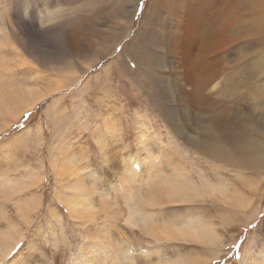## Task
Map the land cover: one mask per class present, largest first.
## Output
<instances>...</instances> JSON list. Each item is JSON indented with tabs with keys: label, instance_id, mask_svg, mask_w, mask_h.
I'll return each instance as SVG.
<instances>
[{
	"label": "rangeland",
	"instance_id": "1",
	"mask_svg": "<svg viewBox=\"0 0 264 264\" xmlns=\"http://www.w3.org/2000/svg\"><path fill=\"white\" fill-rule=\"evenodd\" d=\"M4 1L0 0V264H77L88 242L87 258L95 264L94 259L99 257L95 253L115 245V241L122 249L124 244L131 247L135 264L153 263L159 257L185 261L184 258L194 256L200 264H208V259L209 264H254L247 260V251L264 264V0L255 1L251 15L248 13L252 27L257 14L263 16L258 21L259 32L240 48L234 40L239 26L233 31V41L220 49V57L226 63L214 85L219 91L223 78L240 70L244 54L245 61L260 65L259 76L250 89L244 88L234 99H243L238 110L231 112L236 116L223 108L205 106V113L197 114V118L193 111L189 114L176 95L182 83L174 70L180 71L178 62L167 61V47L161 40L165 35L163 27L158 24L149 32L146 22L153 4L159 11V22H165V26L166 22L178 23L174 12L181 5L189 2L194 14L201 16L217 10L204 8L211 4L201 5L199 0H192L195 4L189 0H6V9L2 7ZM166 1L168 8L161 9ZM217 6H229L228 1L219 0ZM31 7L35 9L34 19L28 20L24 17ZM7 10L11 21L3 20ZM182 35L179 46L185 40ZM189 39L194 47L196 38ZM230 45L237 48L229 58L226 49ZM144 50L149 55L161 51L165 58L163 68L142 62ZM217 51L218 48L212 52L213 57ZM148 68L153 73L162 70V78L157 81L159 93L154 97L145 74ZM246 75L241 74L238 82L245 80ZM134 76L141 78L139 84L135 81L139 86L133 83ZM177 112H181L177 116L182 125L189 118L194 121V129L185 127L179 135L176 126L169 123L176 119ZM211 120L218 124L213 130L222 142L235 136L244 137L248 146L253 141V159L247 165L237 160L224 163L218 161L219 157L212 159L199 147L204 134L214 132ZM142 129L150 134L148 149L137 145ZM110 130L117 137L111 138ZM193 136L197 137L194 142ZM105 142L108 147L113 143V149L109 147L112 154L104 148ZM161 147L167 151L160 152ZM229 152L234 154L232 148ZM130 157L139 163L134 170L140 173L141 180L146 174L154 176L150 185L169 184L181 170L187 185L196 189L194 194L217 190L215 196L205 193L187 202L168 200L166 192L160 190L152 196L162 197L161 205H145L146 209H153V219L175 226L188 222L207 229L205 225H209L213 245L178 240L184 244L176 251L178 245H171L174 243L167 242L159 248L150 243L154 250L151 260L149 255L139 257L140 249L150 247L142 239V235H147L144 228L135 226L133 230L128 226L131 204L137 199L131 202L116 186L117 182L137 183L128 175L121 178L123 159L128 164ZM168 160L173 165L167 164ZM147 162L154 174L150 168L142 167ZM101 179L107 188H114L102 198L92 193ZM145 187L141 186V190L151 195V189ZM59 190L65 195L69 191L76 194L79 215H70L65 195ZM132 232H136L138 240L131 237ZM109 239L114 244L108 246ZM117 254L122 257V253ZM109 259L99 257L97 261L114 264L115 257L111 259L114 261Z\"/></svg>",
	"mask_w": 264,
	"mask_h": 264
},
{
	"label": "bare ground",
	"instance_id": "2",
	"mask_svg": "<svg viewBox=\"0 0 264 264\" xmlns=\"http://www.w3.org/2000/svg\"><path fill=\"white\" fill-rule=\"evenodd\" d=\"M189 1L191 3H194L192 0H189ZM226 1H228L229 6L223 7L224 6L223 5L222 6L223 8L219 9L217 6L219 3V0H199L201 5H204V4L210 5L211 4L208 7H204L208 11L210 10V7H212V9H215V8L217 9V10L213 11L212 15H208L207 13H203L201 16H197L198 14L197 15L194 14L193 9H192V7L189 6V2H188V3H186V5H181L182 7L178 12H174V10H173L174 13H177V17L179 19L178 23L177 24L174 23L172 25V23L168 21L169 23L166 22V26H165V22H164V24H161L159 22V11H157V8L154 7V4H153L151 6L150 18L147 19V22H146L149 32L153 31L152 28L155 29L156 27H158V24H159V26L161 25V27H163V29H164L163 34H165V35H164V38L162 37L163 39H161V40H162L163 44H165V46L167 47L166 48L167 49V61L170 60L171 61L170 63L178 62L177 68L180 71V73H179L176 70H174V74H175L176 78H178L182 83L177 88V92H176L177 94L176 95L184 103V106L190 111L189 114L192 115V111H193V113L196 115V118L198 117L197 114L199 115V113L204 112L202 110L205 109V106H208L209 108H212L213 110H216L218 108L219 109L223 108L225 110V112L230 113L232 116H236V113H231V112H236L238 110L239 106H241L240 104L243 102V99H239V101H237V102L235 101L236 103L234 102V99L239 97L240 93H242L243 90H245L244 88L250 89V86H252V84L254 83L256 76H259L260 71H261V67L259 64L248 63L247 61H245V60H247V55L244 54V55H242L244 65L242 67L238 65L241 68L237 73H235V74L233 73V75L227 74L223 78L224 79V81H223L224 85L219 89V91L216 90V87H215L216 85H214V83L224 71L225 67L222 64L226 63V62H224V57L223 56L220 57V55H221L220 49H223L224 46L226 45V43L228 44V43H231L233 41V31L235 29H237V27H239V26H240V28L238 29V31L234 35V40L237 41L240 48L245 46V42L249 40L248 38L253 37V35L257 34L259 32V30L261 29V24L258 25V21H259V19L262 20V17H263L262 15L257 14L258 17H257V19L253 20L254 21V23H253L254 27H252L253 25L250 21V18L248 17V13L251 15L252 4L255 3V1H257V0H226ZM238 1H240V4ZM154 2H155V0H154ZM3 3H4V5H2V7L4 6L6 9H8L9 8L8 2L5 0ZM235 3L237 4L236 6H235ZM160 8L161 9L162 8L167 9L168 8L167 1L163 2V4H161ZM212 9L210 11H212ZM235 9L237 10V13L234 12V11H236ZM34 14H35V9H34V7H31L29 10V13L24 18H27L28 20H33ZM236 14H237V16H236ZM4 18L5 19H3V20H8V21L13 20L11 18V16L9 15L8 10L5 12ZM165 21H167V20H165ZM0 31H3V30H0ZM180 33L183 34L182 36H185V40H182V42L179 46V40L181 38L179 36ZM193 36L197 40V43L194 47H193V43L189 39V37H193ZM251 40H252V38H251ZM160 48H163V47L160 46ZM216 48H218V51H217L216 55L213 57L212 52L215 51ZM236 48L237 47L236 46L234 47L233 45L227 46V49H226L227 53L225 52L226 56L228 55L230 58L231 55H233L234 53L236 54V52H235ZM238 52H240L239 49H238ZM143 55H144L143 61H142L141 56H140V59L142 62L149 63V65H151V66L158 64V67H160V69L163 68L162 67L163 66L162 61H165V58H164L163 53L161 51H160V54L158 53L155 55H149L144 50ZM250 65H252V66H250ZM242 70H244L245 72H243V73H246L247 75L244 78L245 80H243L242 82H238V79L240 78L241 74H243V73H241ZM145 74L147 75V81L152 82V83L150 82L149 88L154 89L153 93L152 94L150 93L151 97H154L156 94L159 93L157 81L162 78V70L153 73L152 68H148V69H146ZM132 78H133V83H135V84H137V83L139 84V82H142L141 78L137 79V78H135V76ZM135 81H137V83ZM248 94L250 95L249 92H248ZM147 97L151 98L149 95H147ZM12 99H15V98H12ZM256 106L259 107V105H256ZM242 107H240V108H242ZM251 113H252V116L255 115V112L253 111V107H252V102H251ZM177 114H181V112H177L176 113V119L170 121L169 123H171L173 127L176 126V130H177L179 135L182 134L181 132H184L185 127L194 129V126L192 125V124H194V121L190 122L191 119L188 118L189 122L185 121V123H183L184 125L188 123V125L184 126L181 123L182 122L180 120L181 117L179 116L180 117L179 118L177 116ZM184 118L186 119L185 116H184ZM232 123L233 122L228 121V124H232ZM210 126H211V130L214 132L212 134H210V133L204 134V137H205L204 140L198 144L199 147H201L205 151V154L207 153L208 155H210L212 157V159L219 157L218 161H223L224 163H229V162L237 160V162L239 164L243 163L244 165H247L248 162L253 159L252 147H250V145L253 143V141L248 146L247 144H249V143L244 140V137L236 138V136H235L232 138L229 137L225 142H222L221 136L219 135V133H217L215 130H213L214 128L216 129L219 127L218 124L214 120H211ZM207 130H209V129H207ZM257 130L259 132H262L261 129H257ZM187 131H189V130H187ZM110 132H112L111 138L117 137V135L114 133V130H110ZM205 133H206V131H205ZM139 136H140V138L137 141V145L142 146L145 149H148L149 146L151 145L150 141H149L150 143H148V139L150 138V134L145 129H142V131L139 133ZM196 139H197V137H194L193 142ZM159 141H160V139H159ZM226 142H229V143L226 144ZM104 146H105L104 148H106L108 150H109V147H111L113 149V143H111V145L109 143V147H108V142H105ZM161 148L162 149L160 150V152L165 149L163 147H161ZM230 148H232L234 150L233 155H231L229 152ZM112 149L109 150V152L111 154H112V152H111ZM101 154H102V152H101ZM104 154H105V152H104ZM164 156H166V155H164ZM181 158H183V156ZM145 160H146V158L142 159L140 161V165H143ZM171 160L174 161V159H171ZM162 161H163V159H162ZM166 161H167V158H166ZM124 162H126V161L123 159V167H122L123 171L121 173V178L122 177L124 178L125 175H128L130 180L137 182V183L125 182V185L122 182H117V184H116V186H119L123 189L125 197L128 200L131 199L130 201L132 202L133 200L137 199L133 205L130 203L132 206V210L129 213V215H130L129 216L130 217L129 222L131 225L128 224V226H132L133 230H134L135 226L137 228L138 227L144 228L146 234L150 235L152 237V239H154V243H157V245L159 244V247H160V244L164 243L165 240H182V241H188V242H197L198 244H200V245L202 244L203 246L206 242H209V244H212V245L214 244V242L211 241V240H214L213 239L214 235L212 234L209 225H207V224L205 225L207 227V229H204L201 225L200 226H197V225L193 226L192 224H190L188 222H184L183 224L175 226V225H173L167 221H161L158 219H153V215L151 214V211H153V209H150V207H148V209H146V206H145L149 202H150V204L156 203V204L161 205L160 202H161L162 197L156 196L153 198V196H152V195L157 194L160 190H164L166 192L164 195H167L168 200L170 199V200L179 201V202H181V201L187 202V201L191 200L193 196L196 198H201L203 195L205 196V193H209V192H202V190H200L197 194H194L196 192V189L187 185L186 179L184 180V173L181 170H178V174L175 173V175H174L175 178L173 180L171 178L172 181L169 184H168V182H165L162 185V187L150 185L153 182L154 176L146 174L147 177L142 178V180H141L139 178L140 173L137 170H134L135 165L139 167V163L136 159H134L133 157H130L128 164H125ZM170 162L168 160L167 164H169ZM170 165H173L172 162L170 163ZM181 166H183V164H181ZM142 167L144 168V170H145V167H148V169L150 168L151 170H149V171H151L152 173L154 171V169L150 167L148 162ZM174 167H176V165ZM156 169H157V167H156ZM158 169H159V166H158ZM178 169H179V167H178ZM174 170H176V168ZM164 173L165 172H163V174ZM173 173H174V171H173ZM91 174H92V176L96 177L95 172H92ZM158 176H159V174H158ZM168 178H169V176H167V179ZM102 179L97 184H95V186L92 190L93 195L97 193V195L99 194L98 196H101V198L108 196L114 190V188H109V187L107 188V186L104 185V183H102L105 180V178H104V180H102ZM208 181H209L208 183H212V180H208ZM143 185L147 186V188L145 187L147 190L151 189V192H150L151 195L148 194L149 195L148 196L147 193L144 192L145 190L144 191L141 190V186H143ZM155 187H158V188H155ZM138 190L142 191L141 194H140V191H138ZM59 193L64 194L60 190H59ZM216 193H217V190H215L214 192H210L209 194L215 196ZM112 195H110V196H112ZM164 197L165 196H163V198ZM75 198H76V194L72 191H69L65 195V202H66L68 209L70 208L69 212H70V215L72 217L80 214V207H79V204L75 203ZM162 201H163V199H162ZM121 202H123V200ZM126 205H127V202H126ZM119 206H121V203ZM122 206H124V205H122ZM126 209H125V211H126ZM125 211H123V212H125ZM155 211H156V208H155ZM127 212H128V209H127ZM155 214H156V212H155ZM126 215L128 217V213H126ZM106 232L108 233V231H106ZM136 232H132V235H131V237L133 236L134 240L139 239V237L135 234ZM107 235L109 237L110 234H107ZM110 240L111 239L107 240L108 246H110L112 243L114 244V242L112 241V243H111ZM86 241L88 242L87 238H86ZM133 241L131 240V238L129 239V242L132 243ZM126 243H127V241H126ZM170 244L171 243H169V245ZM129 245H131V244L129 243ZM218 245L219 244H217V246ZM111 247H113V248L110 249ZM111 247H108L106 249L100 248L97 251V253H95L96 255H94V256L98 255L101 259L105 258L106 260H107V257L111 258V259H113V257H115V261L109 259L111 261H114V264H135V259L133 258V251H132L130 246L125 247V244H124V249H122V247H119L116 245V241H115V245H112ZM177 247H179V245ZM87 248H89V242L83 246V255L79 257L80 259H78L77 264H94L92 261H90L87 258V256L90 255V252H88L86 250ZM157 248H158V246H157ZM117 249H119V251H117ZM151 251H154V250L145 246L142 248V251H141V249L138 251L139 257H142V256L145 257V256L149 255L148 258L150 259V255L152 253ZM198 251H200V250H198ZM200 252L202 253V251H200ZM117 253H119V254L122 253L121 254L122 257H119V255ZM179 255H181V254H179ZM185 256H186V254H185ZM99 257H97L98 259L97 258L94 259L95 264H105V263L107 264V262H105L106 260L103 263H101L100 261H97V260H99ZM180 257H183V256H180ZM246 258H247V260H251V261H254L255 263L259 264L257 262L255 255L251 254L250 251L246 252ZM156 259L158 262H155L153 264H197V262H198V261H195L193 259V257H191L190 259L184 258V260L186 259L185 261H181L182 260L181 258H178V260L181 259L180 261H178V260L169 261L168 259L164 258L163 262H160L161 261L160 259H162L160 257L156 258ZM89 261H90V263H89ZM81 262H83V263H81ZM108 262L111 263L110 261H108ZM112 264H113V262H112Z\"/></svg>",
	"mask_w": 264,
	"mask_h": 264
},
{
	"label": "crops",
	"instance_id": "3",
	"mask_svg": "<svg viewBox=\"0 0 264 264\" xmlns=\"http://www.w3.org/2000/svg\"><path fill=\"white\" fill-rule=\"evenodd\" d=\"M167 214V207H165L164 208V215H166ZM164 219L165 220H167V217H164ZM142 239H143V241H144V243H146L149 247H150V243H154V239H152V237L150 236V235H142ZM153 241V242H152ZM174 241V242H173ZM167 242H169V243H174V244H171V245H180L179 247H181L182 246V244L181 243H183V242H179L178 240H165L164 241V243H162V244H160V247H162L163 246V244H167ZM176 242V243H175ZM190 243H193V244H195V245H198V243H195V242H190ZM154 244H156L157 245V243H154ZM184 244V243H183ZM158 246V248H159V244L157 245ZM179 247H176V251H179ZM151 248V247H150ZM164 259V258H163ZM163 259H162V261L161 262H163ZM193 259H197L195 256H194V258ZM150 261V260H149ZM155 262H158L157 260H154L153 261V263H155ZM207 262H208V264L210 263V259H208L207 260ZM153 263H149V264H153ZM139 264H140V262H139ZM143 264H147V263H143ZM197 264H200V263H197Z\"/></svg>",
	"mask_w": 264,
	"mask_h": 264
}]
</instances>
